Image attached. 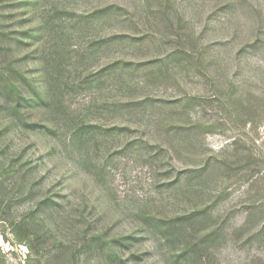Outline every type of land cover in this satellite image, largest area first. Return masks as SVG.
Returning <instances> with one entry per match:
<instances>
[{
	"label": "rangeland",
	"instance_id": "obj_1",
	"mask_svg": "<svg viewBox=\"0 0 264 264\" xmlns=\"http://www.w3.org/2000/svg\"><path fill=\"white\" fill-rule=\"evenodd\" d=\"M0 264H264V0H0Z\"/></svg>",
	"mask_w": 264,
	"mask_h": 264
},
{
	"label": "trees",
	"instance_id": "obj_2",
	"mask_svg": "<svg viewBox=\"0 0 264 264\" xmlns=\"http://www.w3.org/2000/svg\"><path fill=\"white\" fill-rule=\"evenodd\" d=\"M10 87H12L11 86V84H8ZM2 90H7V89H2ZM10 90V89H9ZM11 90H13V89H11ZM14 92H15V94H17L16 96H17V99H18V97L20 96V92L18 91V89L17 88H14ZM20 98H22L23 99V101H26V98H24V97H20ZM17 104H18V100L16 101V103L14 104L15 105V107L17 106ZM29 247V246H28ZM30 248V247H29ZM31 249V248H30Z\"/></svg>",
	"mask_w": 264,
	"mask_h": 264
}]
</instances>
